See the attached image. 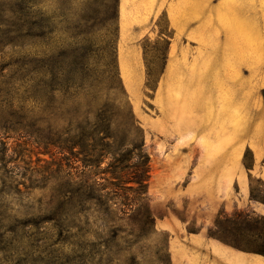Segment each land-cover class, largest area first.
I'll return each instance as SVG.
<instances>
[{"label": "rangeland", "instance_id": "1", "mask_svg": "<svg viewBox=\"0 0 264 264\" xmlns=\"http://www.w3.org/2000/svg\"><path fill=\"white\" fill-rule=\"evenodd\" d=\"M102 109L141 130L139 212L79 201L80 162L64 183L52 140ZM251 189L264 198V0H0V264L264 259L242 248L264 244Z\"/></svg>", "mask_w": 264, "mask_h": 264}, {"label": "trees", "instance_id": "2", "mask_svg": "<svg viewBox=\"0 0 264 264\" xmlns=\"http://www.w3.org/2000/svg\"><path fill=\"white\" fill-rule=\"evenodd\" d=\"M109 109V108H108ZM108 109H102L95 119L87 120L82 125L72 128L66 138L52 140L64 166L62 170L65 185L72 170L77 173L76 162H80L83 175L87 170L89 178L76 184V197L81 202H95L102 215H111V206L121 215L129 212H139L145 207L142 203L147 198L149 181V158L143 147L141 130L134 122H116ZM246 169H249L246 166ZM101 182H96L95 178ZM91 180V181H89ZM249 199L264 205V198L258 197L250 190ZM145 219H150L147 209ZM226 221L228 218L224 215ZM263 225L255 232L264 238V218L259 216ZM252 217L245 212H235L232 220L235 227L243 229L249 226ZM218 217L215 223H219ZM243 250L256 253L264 257V244L259 247H242Z\"/></svg>", "mask_w": 264, "mask_h": 264}, {"label": "crops", "instance_id": "3", "mask_svg": "<svg viewBox=\"0 0 264 264\" xmlns=\"http://www.w3.org/2000/svg\"><path fill=\"white\" fill-rule=\"evenodd\" d=\"M245 256H248V257H245ZM236 257L242 261H245L247 264H264V259L258 257L257 255L240 254V255H236ZM176 262L178 263L179 260L177 259Z\"/></svg>", "mask_w": 264, "mask_h": 264}]
</instances>
